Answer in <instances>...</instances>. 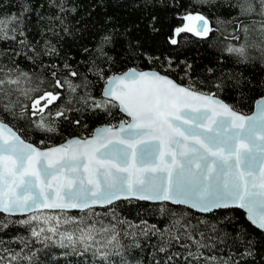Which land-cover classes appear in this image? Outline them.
<instances>
[{"label":"trees","instance_id":"obj_1","mask_svg":"<svg viewBox=\"0 0 264 264\" xmlns=\"http://www.w3.org/2000/svg\"><path fill=\"white\" fill-rule=\"evenodd\" d=\"M253 3L257 11L247 15L241 11L242 0H0V18L20 16V22L8 30V35L16 39L0 38V79L7 73L22 77L33 89L22 108L21 101H15L10 89L4 87L0 91V119L40 147L74 136L88 137L104 124L117 126L127 120L119 107L95 108L93 100H105L103 88L109 76L131 68L157 70L250 114L256 101L264 97V39L250 21L259 16V4L256 0ZM188 13L205 15L212 31L205 38L182 33L177 45L170 44L174 28L182 25L181 17ZM244 25L249 27L247 33L241 30ZM239 44L246 47V60L227 51ZM72 72L77 75L72 76ZM57 79L63 88L56 86ZM45 92L59 95L43 114L54 128L51 132L36 127L40 117L32 115L33 101ZM7 96L13 101L3 99ZM61 111L64 115L57 116ZM86 211L47 213H99L118 233L115 244L119 249L104 250L113 253L108 259L90 250L72 251L57 242L32 238L28 226L16 223L27 216L0 212V220L8 223L7 228L0 229L3 247L14 252L23 248L21 256H31V260L21 259L19 264H109V260L111 264H120L121 260L128 264H206L204 257L197 260L189 255L196 253L197 247L188 237L200 240V233H204L203 242L209 243L210 238L227 234L224 244L199 251L221 259H227L231 251L239 259L244 247L234 240L242 236L245 243L251 241L253 245L255 255L246 258L249 264H264V232L240 209L203 214L172 203L124 200ZM177 220L180 224L174 223ZM146 226L148 234L144 235ZM172 236H178L179 241ZM25 238L27 247L21 242ZM161 247L165 251H160ZM115 251L121 255H115Z\"/></svg>","mask_w":264,"mask_h":264},{"label":"snow or ice","instance_id":"obj_2","mask_svg":"<svg viewBox=\"0 0 264 264\" xmlns=\"http://www.w3.org/2000/svg\"><path fill=\"white\" fill-rule=\"evenodd\" d=\"M256 3L259 4L258 14L264 17V0H256ZM28 10L25 6L24 11ZM241 11L251 15L257 11L256 4L253 0H242ZM181 20L182 25L175 27L169 37L172 45L178 44L177 37L182 33L204 37L212 31L207 18L199 13H188ZM19 22L20 16L15 14L0 18V38L16 39L15 35H8V30L10 25ZM11 30L14 32L15 28ZM241 30L247 33L249 27L244 25ZM258 30L264 39V20L259 22ZM227 51L247 59L243 45L230 46ZM168 64L170 67L171 61ZM5 83L0 79V86ZM7 83L17 84L19 80L9 79ZM55 83L59 88L64 87L58 79ZM66 83L72 91L76 90L71 82ZM103 96L106 98L103 102L93 100L95 108L107 110L109 106H118L130 121L122 122L119 127L97 129L91 139H72L58 147L42 149L29 143L0 119V212L29 213L16 223L32 226L37 222L31 227V236L42 241L52 240L57 235L60 216L31 213L40 209L91 211L96 205H110L115 200L130 197L189 204L202 212L237 206L246 209L248 219L264 230V100L257 102V112L249 116L213 94L181 86L161 72L135 68L109 76ZM57 99L58 94L45 92L33 101L32 115L40 117L36 127L54 131L45 123L43 114ZM74 219L63 222L72 223ZM41 220L48 225L55 222V226L47 228L51 236H42L45 228L39 227ZM174 223L180 224V221ZM79 224L84 225L85 220L82 218ZM7 227L8 223L0 220V229ZM151 228L159 232L155 226ZM109 231V227L97 229L95 224L78 226L75 232H60L55 242L61 247L79 242L87 250L94 247L91 242L96 240V233ZM212 231H216L214 226ZM143 234H148L147 226ZM117 236L118 233L112 234L107 244L95 249L96 253L108 259L113 253L102 249L117 241ZM200 236V240L188 237L197 247V252H189V255L197 260L204 257L206 264H241V261L249 264L246 258L255 255L252 242L245 243L241 236L234 240L244 247L239 259L231 251L227 259L204 256L200 249H214L229 237L225 234L205 243L204 233ZM21 242L24 247L28 246L26 238ZM4 244L0 239V264L31 260V256H21L23 248L21 252H14L3 247ZM114 247L119 249L120 245L116 243ZM160 251L165 248L161 247ZM114 254L121 255L119 251ZM120 264L128 262L121 260Z\"/></svg>","mask_w":264,"mask_h":264},{"label":"rangeland","instance_id":"obj_3","mask_svg":"<svg viewBox=\"0 0 264 264\" xmlns=\"http://www.w3.org/2000/svg\"><path fill=\"white\" fill-rule=\"evenodd\" d=\"M264 20V17H261L260 15L259 16H256V17H253V18H250V21L253 23V21H257L256 24H254V26L256 27V29L258 30L259 29V22ZM239 40V39H238ZM241 41V39H240ZM242 44V43H241ZM236 45V44H235ZM239 47H240V44H239ZM11 79V80H19V83L17 84H8L7 81ZM6 81V83L3 85V86H0V88H2V90L0 91H4V87L10 89V92H11V96L14 95L15 98L14 100L15 101H21V107L23 108L26 103L28 102V100L30 99V95H31V92L33 89L29 88L28 87V84H26V80L22 77H17L15 75H10V74H6L5 78L3 79ZM26 93V94H25ZM3 99L5 100H8L9 102L10 101H13L12 97H4ZM106 99V98H104ZM97 101V100H95ZM43 103V102H42ZM11 105V104H9ZM10 107V106H8ZM63 109V108H62ZM46 124L48 125V120L45 121ZM87 211H90V210H87ZM86 211V212H87ZM48 211H43V212H37V213H33L35 215H41V216H44V215H56V214H48L47 213ZM96 212H89L88 214H81L79 216H71V215H58L60 216V220H61V223L59 224L58 226V233L55 237H53L52 240H49V241H44V242H49V243H53L55 241H58L59 240V233L60 232H75V229L80 226V227H87L89 225H93L95 224V227L97 229L103 227V226H107L110 228V231L105 234V233H96V240L91 242L94 247L93 248H89L87 250H90L91 252L93 253H96L95 249L96 248H100L101 245H105L107 244V240L108 238L114 234V230L112 227H110L104 220L103 218L97 215H95ZM27 216V215H26ZM25 216V217H26ZM71 218H75L74 221L72 223H64L63 221L65 219H71ZM84 219L85 220V224L84 225H80L79 224V221L81 219ZM102 222V223H101ZM39 223V227H43L45 228V233L42 234L43 235H49L51 236L52 234L51 233H48L47 232V228L50 227V226H55V222L53 221L51 225H48V224H44L43 223V220H41ZM37 222H34L32 226H28V228L31 230V227H34L36 226ZM76 235L78 236L79 233H76ZM32 238H35V237H32ZM38 240H42V238H36ZM65 244L67 245L68 244V241L65 240ZM115 241L113 242L112 245H108L106 248H103L102 250H106L108 248H111V250H113L115 247ZM68 248H70L72 251H82V250H85V248L83 247V245L81 243H76L74 246L73 245H68Z\"/></svg>","mask_w":264,"mask_h":264},{"label":"water","instance_id":"obj_4","mask_svg":"<svg viewBox=\"0 0 264 264\" xmlns=\"http://www.w3.org/2000/svg\"><path fill=\"white\" fill-rule=\"evenodd\" d=\"M195 14H197V13H194L193 15H195ZM200 14V13H199ZM201 15H203V14H201ZM203 16H205V15H203ZM206 17V16H205ZM207 18V17H206ZM207 20L209 21V27L212 29V26H211V22H210V20L207 18ZM190 34H192V35H194L193 33H190ZM210 33H208L207 34V36L209 35ZM196 36V35H195ZM198 37V36H197ZM206 36H204V37H199V38H205ZM135 69H137V70H140V71H152V69H138V68H135ZM129 70V69H128ZM127 70V71H128ZM154 71H157V70H154ZM126 72V71H125ZM159 72V71H158ZM124 72H122V73H118V74H115V75H120V74H123ZM162 75H166V74H164V73H161ZM167 76H169V75H167ZM169 78L170 79H172V80H174L176 83H178V84H180L181 86H184V87H188V86H186V85H184V84H182V83H180V82H178V81H176L174 78H172L171 76H169ZM105 86H106V83H105ZM104 86V87H105ZM198 91V90H197ZM199 92H201V91H199ZM202 93H205V92H202ZM206 94H208V93H206ZM215 96V95H214ZM217 99H220V100H222V101H224L223 99H221V98H219L218 96H215ZM105 98V97H104ZM260 100H264V97H262V98H260V99H258L257 101H256V103H255V107H254V110H253V112L252 113H250V114H245V115H253L255 112H257V110H258V105H257V102L258 101H260ZM225 103H227L226 101H224ZM228 104V103H227ZM231 106V105H230ZM235 109V108H234ZM119 110H120V112L127 118V120H123V121H121L116 127H119V125L122 123V122H124V121H130V117L125 113V112H123L120 108H119ZM235 110H237V109H235ZM238 111V110H237ZM240 112V111H239ZM240 113H242V112H240ZM242 114H244V113H242ZM6 123V122H5ZM9 126H11V125H9ZM106 126H111V125H109V124H104V125H102V126H98L95 130H94V132H93V134L92 135H90V136H88V137H79V136H74V137H70V138H68L67 140H65V141H63V142H61V143H59V144H56V145H52V146H48V147H41L42 149H47V148H49V147H58V146H60V145H62V144H65L67 141H69V140H72V139H91L92 137H93V135L96 133V131H97V129H100V128H103V127H106ZM12 127V126H11ZM15 130V129H14ZM22 137V136H21ZM23 138V137H22ZM23 139H25V138H23ZM26 140V139H25ZM27 142H29V143H32V144H34V145H36L35 143H33V142H30V141H28V140H26ZM36 146H38V145H36ZM38 147H40V146H38ZM124 200H140V201H147V202H151V203H172V204H175V205H182V206H185V207H188V208H190V209H192V210H194V211H197V212H199V213H203V214H209V213H212V212H215V211H217V210H222V209H231V208H236V209H240V210H243L245 213H246V215H247V211H246V209H243V208H240V207H237V206H231V207H227V208H214L212 211H210V212H202V211H200L199 209H197V208H193V207H191L189 204H176V203H173L172 201H159V200H141V199H138V198H136V197H130V198H128V199H124V198H121V199H119V200H115L112 204H114V203H116V202H119V201H124ZM112 204H110V205H112ZM110 205H105V206H100V205H96V206H94V208H103V207H108V206H110ZM93 208V209H94ZM43 211H61V210H59V209H55V210H52V209H40V210H38L37 212H43ZM64 211H81L80 209H66V210H64ZM84 211H86V210H84ZM37 212H35V213H37ZM2 213V212H1ZM4 214H6V215H9V214H7V213H4ZM31 214H33V213H31ZM26 215H29V213H15V214H11V215H9V216H26ZM248 218V217H247ZM250 221V220H249ZM251 222V221H250ZM252 223V222H251ZM253 224V223H252ZM254 225V224H253ZM254 226H256V225H254ZM257 228H259L258 226H256ZM260 229V228H259ZM260 230H262V229H260ZM263 232H264V230H262Z\"/></svg>","mask_w":264,"mask_h":264}]
</instances>
